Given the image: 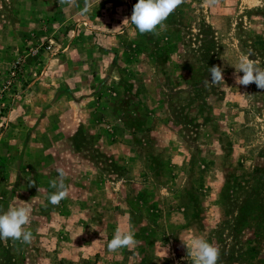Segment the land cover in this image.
I'll list each match as a JSON object with an SVG mask.
<instances>
[{"label":"rangeland","instance_id":"1","mask_svg":"<svg viewBox=\"0 0 264 264\" xmlns=\"http://www.w3.org/2000/svg\"><path fill=\"white\" fill-rule=\"evenodd\" d=\"M88 2L0 0V212L27 202L34 236L0 264H193L195 237L264 264V89L233 75L264 69V0H186L159 35L123 22L138 0ZM117 229L137 245L109 252Z\"/></svg>","mask_w":264,"mask_h":264},{"label":"clouds","instance_id":"2","mask_svg":"<svg viewBox=\"0 0 264 264\" xmlns=\"http://www.w3.org/2000/svg\"><path fill=\"white\" fill-rule=\"evenodd\" d=\"M61 5L77 6V0H58ZM186 0H138L133 6V11L130 19L125 18V21H130L135 25L140 34L153 33L159 35V30H166L165 21L180 5ZM209 7H215L220 3V0H205ZM90 10L88 0H85L83 13ZM235 68L234 78L236 84L248 86L255 83L258 89H264V69L249 58L242 56ZM224 69L219 66L209 68L211 79L204 81V86L209 88L224 82ZM243 73L242 76L239 73ZM58 177L50 181V186L55 189L49 196V202L52 205H59L60 202L70 195V186L65 184L67 172L63 168H58ZM36 186L35 181L29 182V187ZM39 191V189H38ZM31 206L25 202L19 206H11L6 212H0V239H12L21 243L30 244L34 236L28 225L31 223L32 215ZM184 244L185 242L182 241ZM138 241L135 238V233L130 229L122 231L117 229L114 237L107 245L109 252H116L124 247H134ZM193 257V264H217L220 258V249L210 243L204 237H195L189 244H185Z\"/></svg>","mask_w":264,"mask_h":264}]
</instances>
